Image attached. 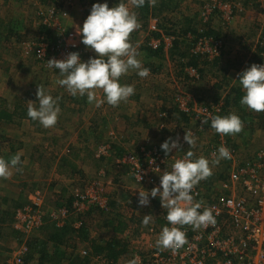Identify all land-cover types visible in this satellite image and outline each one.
<instances>
[{
  "label": "rangeland",
  "instance_id": "rangeland-1",
  "mask_svg": "<svg viewBox=\"0 0 264 264\" xmlns=\"http://www.w3.org/2000/svg\"><path fill=\"white\" fill-rule=\"evenodd\" d=\"M104 1L105 3H108L110 8L116 6L120 2L119 0ZM162 1L165 2V0H156V6L154 5V12L150 15L149 18L150 21H146L143 18L141 19V17L139 16L140 13L137 14V9L131 2V0H124V2L128 5L130 11H133L137 14L140 24V27L131 34L130 41L134 46H138V51L141 53L138 59L142 61L144 67L150 69V74L148 77H140L139 84H133L135 86V90L140 87L141 90L146 89L149 92L144 96L146 98H149V100L143 98L144 103L145 101H147L148 103L150 102L149 106H141V104L143 103H141L140 100L136 101V99H129V101H127L126 103L122 102L124 105L126 104L132 109V111H129L130 113H132L129 118L130 120L126 121L131 125V130L137 125V128L141 129V131L133 130V132H129L133 133L131 134V137H129V135L127 137V135H125L126 133L123 132V134L120 135L119 133H117L118 131L115 128L117 126H115L114 124L119 122L115 120V118H111V116L116 118L117 116H115L114 112L110 109L111 105L106 102L105 97L99 96V98H97L99 100H104V103L100 107H96V113L91 118L92 112L87 115L86 111L90 105L93 107V104L88 103L87 96L85 95L84 97H80L79 95H77L74 97L66 90V88L58 85L56 81L63 77L59 75L58 69L49 68L47 63L48 60H51L53 58L57 59L58 55L60 54L57 49L58 43L62 42V44H64L65 38L63 36L72 32H75L78 35L77 42H80L81 46V59L83 61H88L89 58L96 57V53L92 50H89L88 47L81 42L82 36L77 33L80 31L79 28L83 27L86 18L90 15L93 5L90 6L89 10L82 8L81 5H77L78 11L75 15H73V12H71L70 15L68 14L66 17L58 19L59 27L54 28V30L51 29L54 34L50 33V50L47 51V58L42 61L38 59L37 56V49L39 46L34 47L36 44L38 45L41 42V38L39 37L43 31L42 27H46L42 24V21L38 14V8L41 7L43 8L42 11H48L50 7L44 8L43 6L45 4L41 5L39 0L37 1V6L30 3H23L21 0L15 2L10 6L7 3L0 4L1 102L3 101L4 107H7L11 111H13V108L15 106L20 110L23 109V107L28 108L29 101L36 102L35 106H38V98L36 93L38 86L41 84L44 86L48 94L52 95L54 98L60 97V100L58 102L61 108V112L58 117V122L55 125L56 130L59 129L60 126L62 128L63 125L65 128L62 129L64 130V135L69 136L68 142L70 140L72 141V138H80L82 140H79L78 142L82 143V150H85V153L82 151L81 154H83L84 157L86 156L87 161L80 162L79 164H81L85 168L81 170L82 172H84V174L87 173L86 171L94 175H97L100 172L106 173L107 171V179L105 178L104 181H101V187L104 191V197L109 201L112 209L109 214L107 213L109 215L108 217H110L109 221L112 219V221L114 222L113 224L124 221L129 225L127 233L120 235V237L130 239L132 241L131 249L133 250L132 253L129 254V256L125 257L124 259L121 258V264H129V261H131L137 255L140 257V259L143 260L150 259L154 250L158 248L156 242L163 227L166 225V213L163 212L164 207L162 206L159 196L157 198H152L151 196H149L150 204L148 206H141L139 204V191L146 190L150 192L153 188L157 187L160 182V175L162 174L155 175V177L153 178V183H148V185L138 182L135 178L131 177L128 169V164L118 165L117 161L119 160V157L117 158L114 156L121 155L119 153V148L124 149L123 153L135 152L139 148L141 150L143 148L142 146H145L146 148L151 150L156 147L162 149V143H164L169 138H172L173 140L177 139V134L181 139H184V136L182 135L183 131L181 129L185 125V123H188V121L178 112L174 111L172 113H169L167 112V110H163L162 107L164 108L166 107V105L170 106L171 101L175 97V94L177 95L184 93L188 96V94L184 92L185 90L187 91L188 87V91L190 93L196 92L190 95H194L195 99L199 101L196 102L193 106H195L196 104H200L201 102L212 104L215 103L214 101H218L220 99H224L222 100V102H224L225 99H227L229 93L235 95L234 92H229V90L227 91L228 88L224 84L226 79H231V70L229 71L226 79L224 80L223 78L220 81L222 85L224 84L222 86L223 88H220V85L218 86V89L213 90L210 88V91H214V93L217 94L215 95L212 93L211 95L208 94V91L199 90L201 84L212 87L213 84L211 80L210 83L208 82V80H206L203 83L198 82L196 84L194 83L195 85L193 84L190 86L189 78L186 74L187 69L185 68V66H183L192 58L188 55L189 51H191L189 50L190 42H187L184 38L185 32L188 29H192V35H194L195 38L198 36L194 32V30L198 29V26L200 25L199 18L201 17L202 8L209 0H174V5H171L168 9L158 6L162 3ZM241 1V4L243 3V6L245 8L244 14H234L233 18L235 17V15H237V18L240 19V21L248 19V24H245V26H243V24L241 23L239 27H244V29H246V31L250 33L247 37V40L249 39V41L252 42V40H256L257 29L254 28L250 23L253 18L256 19V15H259V17H261L262 15L258 13L260 9V2H258V0ZM247 13H249V16H245L247 15ZM154 17H157L156 19L160 21L158 27V35L160 36V38H163V35H174L177 39L176 41L180 43L178 51L176 52L184 53L187 55L182 59L184 60L182 63H178V59L182 58L180 53H175V55H172L174 51L171 53V49L167 48H165L166 51L164 50V54L162 53L163 55L159 58H149L147 56L148 52L146 49L148 46H150V40H152L150 29L148 27L149 25L151 27V21ZM229 24L231 25H225V23L222 22L220 14H218L214 19L211 20L210 29L213 27L214 29L212 28L211 31H216L217 35L220 34L223 35V37H226L227 41L224 39L226 50L224 49V51L228 53L227 56L229 57L227 59L229 61H234L233 57H235V42L239 44L242 43L241 40L243 32H239V34L241 35L240 37L237 33H235V20L233 23ZM241 31L243 30L241 29ZM227 33L229 34V38L228 36H226ZM260 38L261 45L263 44L262 33ZM52 47L55 50H52ZM198 61H201V59H199ZM215 64L207 67L206 63L199 62V67L196 69L202 70L203 73H205V76L214 78L215 73L213 74L211 71H214L213 69H217L219 66ZM233 64L235 65L234 62H231V65L229 67L231 68ZM131 72L132 71H130V73ZM218 76H221V74H219ZM222 77H224L223 74ZM175 83L178 84L177 87L180 92L179 90H177L175 93ZM169 87H175L173 89L174 91L172 90V93L174 94L170 93L171 89ZM95 91L97 93H100L99 91L101 90L97 89ZM158 92H165L166 94L158 95ZM150 93H154L155 96L152 97ZM152 103L154 105H152ZM105 106L110 107L108 108V110H110L106 114V116H104L103 114V108H105ZM154 107L155 110H153V112L152 110H149L152 116L149 117L148 115L143 114L144 117L141 118L139 114V118L136 117V109H138V112L141 111L142 113V111L147 110V108L154 109ZM171 108L173 109V106ZM171 108L168 109L171 110ZM224 111L225 113L223 116H227L231 113H235V108L231 107L230 105L229 107H226ZM237 115L240 118L243 117L241 113ZM21 117V115L15 116L13 119V121L15 120V122L12 123L0 122V157L8 159V157L6 156L7 154L5 155V153H7L9 150H13L14 154H21V159L23 161L22 165L24 167L23 174L27 176V178H23V175L20 174V176L18 175V177L16 178V181L20 183L18 184V186L25 183L28 187L27 191H29V193L31 194L36 190H40L42 194H44V224L31 234L17 231L15 228V213L18 209L28 205L30 203V200H28V198H22V201H20L19 199L20 202L13 201V203H9L8 200L6 203L2 204V197H4L6 191H0V264H5L10 258L13 250L16 249L17 246H20L25 242L29 243L31 250L33 248L38 251V246L39 244H41L40 241H42L43 238L45 239L48 235H51L55 238L57 236L59 237V239H56L58 240L57 243L59 244V246L56 241L49 246V248L58 246L57 251L60 254V259L56 258L54 264H82L83 257H85L86 261H89V264H93L91 262V258H86L87 256H79L82 260L80 258L79 260H73V258L76 257L78 253L82 254V252H84L85 249L89 246L84 240H82L81 242L78 241L79 246L77 245V249H73V251H71L70 256L66 254V256L64 257V251L60 248H73L74 241L72 239L74 236H76L75 231L83 229L81 227L83 224L81 225L80 222H74L79 219L78 215L75 214L71 217V220H73L74 222V230L70 227L69 229H67V232L64 233L60 232L59 227H64L67 221H69L70 219H63L58 224V221H53L50 217L52 211L58 210L60 206L67 204L70 199V195H72V191H74L75 188L81 186V183L73 181L75 165L72 160V156H77L79 154V148H77L76 146L70 148L71 152L69 155H71V159L66 160L63 164L64 177L57 178L56 175L58 169L56 167L55 160V158L57 159V155H55V152L59 149H57L58 147L55 145V142L49 137L52 135L49 134L47 136L48 138L44 139L43 131L45 132L47 128L43 127L44 130L41 131V137L34 139V143H27L28 145H25L24 143L26 142H24L22 138L26 134V131L32 132L34 129V132H36V124H38L39 122L33 121L31 119L29 123H23V119ZM104 117L107 119V121L111 118L108 121L111 123L112 130L110 136L112 133H115V135L118 136V140H122L124 145L118 144V146L116 145V147L111 146L112 150L116 154L114 156L110 155V157H112L113 159L109 158V160L106 159L104 161H99L95 158L94 153H98L101 145L104 142L106 144L113 143L115 145L114 140H112L110 136L108 137V139L105 138V133H108L110 128L107 129L108 124L107 121H104ZM260 118L261 117L259 114L256 117L255 121L249 122L244 120L243 130L236 136H229L231 138H236L235 145L237 146L242 159L250 158L255 151L257 152L258 150L264 148V118ZM168 119L170 120L168 121ZM172 120L180 125L178 130L176 129L175 125H172L175 123L171 124ZM150 123H155L152 126L154 128L152 130L148 128L150 127ZM86 125H88L87 127H90L91 129L89 130V132L85 130ZM105 128L107 129L106 132ZM127 129L128 131L130 130L129 127ZM146 131H150L151 133H153V138L150 135L151 133ZM174 131L177 133H175ZM178 131H180L181 133H179ZM206 133L208 134L205 136L199 133L192 136V138L195 140L194 147L191 148L188 143L182 145L180 144L181 147L179 149H174L172 153L180 154L191 150L194 153L193 159L205 157L211 162L212 160H210V158L208 157L207 152L206 155L203 156L201 153L206 151V147L216 146L218 144V137H220L221 135L212 128L211 130L209 129V131ZM45 134H47V132ZM61 134L63 135V133ZM148 135H150V138L146 139L145 137H147ZM246 135L251 136L249 145L245 144L242 140V138ZM19 136L20 138H18ZM107 136L108 135H106V137ZM26 137L30 138L31 135H27ZM7 139H9V141H6ZM141 143L144 145H141ZM66 152L69 153V151ZM113 161L116 162L113 163ZM122 163H124V160L122 161ZM210 166L212 167L213 174L205 179L206 185L219 187V183L221 179H223V176L228 175L230 170L232 169V164L228 162L226 164L222 159L218 165H211L210 163ZM33 174L37 176L34 177ZM118 175L121 177V181H116L117 179H119ZM108 187L111 189H109V191H106ZM127 208L134 209V217L130 218L124 216V214H126L125 212ZM121 211L125 212L120 213ZM99 212L100 211L98 210H88L84 221L86 226L89 227L88 237L90 240L97 239V241H106L107 239H111L113 236H115V234L112 230V223L111 226L108 225L109 228H106V223L104 222V219L106 218L103 217ZM149 214L152 215V221L148 226H144L142 223L144 215ZM45 247L48 248V244ZM31 253L33 252L31 251ZM72 253H74L73 257ZM28 256L30 264H39V260L36 256L35 257L37 259L33 258V260L30 259V253L28 254Z\"/></svg>",
  "mask_w": 264,
  "mask_h": 264
},
{
  "label": "built area",
  "instance_id": "built-area-1",
  "mask_svg": "<svg viewBox=\"0 0 264 264\" xmlns=\"http://www.w3.org/2000/svg\"><path fill=\"white\" fill-rule=\"evenodd\" d=\"M28 3L37 6L38 0H27ZM241 0H209L202 8L201 21L203 28L200 35L193 43L192 52L209 61L219 58L224 49L225 41L221 38L208 35L205 31L206 26L216 15L220 14L224 22L230 21L234 14L244 13L243 3ZM259 14L264 17V0H260ZM38 14L42 24L50 29L58 28L59 18L66 17L67 12L57 13L55 7H50L48 11H42L38 8ZM160 21L153 19L151 21V30L157 31ZM264 46V23L261 26ZM65 43H58L57 59L62 60L72 52H78L81 57L80 42H77L78 35L75 32L63 36ZM175 37L164 36L161 40H151V46L158 48L162 43L167 49H171ZM37 49L38 59L44 61L47 58V51L50 45L44 38L34 47ZM52 50H55L52 47ZM259 65H264L263 62ZM191 79H200L198 69H187ZM177 86L178 84L175 83ZM185 99V100H184ZM186 98L181 94L175 96V103L183 111L191 125L196 127L193 130L191 125L183 126V136L186 132L191 136L196 132L204 133L211 124V119L220 114L223 110L221 103L209 104L201 102L195 106H190ZM203 120H208L204 124ZM111 136L118 139L115 133ZM220 146H212L208 149V157L215 160L218 156V149L223 145L231 152L232 169L220 181L219 187L205 186V180L200 181L192 190L194 202H202L203 209L210 208L216 218L215 225H209L207 228L193 230L190 225L179 227L185 231L187 244L179 250L173 252L171 249L156 248L150 259L141 260V264H264V148L256 152L254 157L246 163L238 164L235 160V149L229 148L225 141ZM184 139H180V144H185ZM137 152H130L122 160H118V165L128 164L130 175L138 182L148 185L153 183L155 175L163 174L164 171H171V165L176 159H182L186 152L170 153L156 147L153 150L142 146ZM110 144H102L96 154L97 158L109 157L111 155ZM176 154V155H175ZM124 160V163L122 161ZM224 160V159H223ZM156 168L160 170L156 171ZM141 175L142 180L138 179ZM100 183L90 185L83 192L76 189V200L72 209L61 207L52 211L50 217L53 221L72 219L75 214L81 215L92 208H101L110 210L109 201L104 197V191ZM160 186V182L157 187ZM216 192V193H215ZM214 193V194H213ZM213 194V195H212ZM45 196L40 190L34 191L30 195V203L15 213V228L19 232L31 234L44 224ZM165 226L172 227L167 220V209ZM69 218V219H68ZM152 234V233H151ZM159 238V237H158ZM157 243V242H156ZM27 242L17 246L11 253L10 258L5 264H30L27 257L30 253ZM83 256H89L86 251L82 252ZM94 262H96L94 260ZM102 264V263H101ZM121 264V263H120Z\"/></svg>",
  "mask_w": 264,
  "mask_h": 264
},
{
  "label": "clouds",
  "instance_id": "clouds-1",
  "mask_svg": "<svg viewBox=\"0 0 264 264\" xmlns=\"http://www.w3.org/2000/svg\"><path fill=\"white\" fill-rule=\"evenodd\" d=\"M131 2L136 8H142L146 2L154 6L156 0ZM139 27L137 14L130 11L124 0H120L111 8L108 3L94 4L83 27L79 28L80 31L77 33L82 36L81 42L96 53V57L83 61L78 52H72L65 59L48 60L49 68L58 69L59 75L63 77L56 83L66 88L74 97L86 95L88 103L95 104L96 107L104 103V100L97 99L95 91L97 89L102 90L106 102L113 107H118L122 102L126 103L135 94V86L122 84L120 78L130 71H135L141 78H146L150 74V69L144 67L142 61L138 59L141 55L138 46H134L130 41L131 34ZM259 64H252L241 72L237 81L245 93L241 104L256 112H264V65ZM36 95L38 106H35L36 102H28V117L45 128L54 127L61 112L58 102L60 97L54 98L48 94L42 84L38 86ZM172 101L177 106L175 97ZM187 121L190 123L189 119ZM203 123L208 124V120H203ZM211 128L222 135H235L243 130V122L235 113L227 116L217 115L211 119ZM184 140L191 148L195 146V140L190 133L186 132ZM180 147L179 139L172 138L161 145L166 155ZM193 156V151L188 150L182 159L174 161L171 171L166 170L160 175L159 187L153 188L150 192L139 191L141 206L150 204L149 196L152 198L159 196L162 206L167 209V220L172 227L164 226L159 235L157 247L162 250L171 249L175 252L187 244L185 231L176 227L177 225H190L193 230H197L216 224V218L210 208L205 207L200 211L203 204L194 202L192 190L200 181L213 174L210 163L218 165L222 159H231V152L222 145L218 149L217 158L211 162L205 157L193 159ZM22 163L20 153H16L10 159L0 157V178H10L13 175V168L22 171ZM159 170L156 168L155 172ZM137 178L142 180L140 174ZM151 221L152 215H144L142 221L144 226H148ZM129 264H141L140 257L135 256Z\"/></svg>",
  "mask_w": 264,
  "mask_h": 264
},
{
  "label": "crops",
  "instance_id": "crops-1",
  "mask_svg": "<svg viewBox=\"0 0 264 264\" xmlns=\"http://www.w3.org/2000/svg\"><path fill=\"white\" fill-rule=\"evenodd\" d=\"M17 1H20V0H0V4H2V3H5L6 4L7 3L10 6V5L14 4ZM259 1L260 0H258V2ZM39 2L41 3L40 0H39ZM70 2H71L70 3L71 6H67V8L66 7L63 8L62 11H61V13H63V12H67L68 13L69 12L68 14L70 15V13L73 12V15H75L77 13V11H78V8H77L78 6L77 5H81L82 8H85V9H88L89 10L90 6H92L91 5V2H93V0H70ZM244 3H246V2H244ZM41 5H42V3H41ZM43 7L44 8H47L48 6L44 5ZM242 14H244V13H242ZM245 16H249V13H247V15H245ZM236 18H237V15H235L234 18L232 17V19L230 21L224 22L222 20V22L225 23V25H231L229 23H233L234 20H235V26H236L235 27V30H236L235 33H237L238 36L240 37L241 35L239 34V32H243L242 40H241L242 43L239 44V43L235 42V57H233L234 58V61H229L227 59L229 56H227L228 53L226 51H223L222 55L219 58L215 59L214 61H209L211 63H208L207 64V67H210V66L214 65L215 63H216L215 65H219L217 69H213L214 71H211L213 74L215 73L214 74L215 75L214 78H210V76L209 77L205 76V73H203V71L199 69V72L201 74L200 75V79H194V78L191 79L192 77L190 78V75H189L188 71H186V74H187V76L189 78L190 86L193 85L194 83L196 84L198 82L199 83H203L206 80H208V82L210 83V80H211V82L213 84L212 87L211 86H207V85H203V84H201L200 87H199V90L208 91V94H211V95H212V93L215 94V95H217V94L214 93V91H210V88L213 89V90L214 89H218V86L219 85L221 86L220 88H223L222 86L224 84L228 88L227 91L229 90V92L230 91L233 92V89L234 88L235 89L236 88H241L242 89V87L239 84V81H237V79H239V74L241 72H243L244 70H246L247 68H249L252 64H258V63H260L262 61V57H263L262 55L264 53H262V51H261L263 45L262 44L260 45V40H261V38H260L261 37V33L260 32H261V26L264 23V17L262 15H261V17H259V15H256L257 23H256V19L255 18H253V19L251 18L253 22L251 21L250 24L254 28L257 29V31H256V40H252L253 43L251 41H249V39L247 40V37L249 36L250 33H248V31H246V29H244V27H239L241 23L243 24V26H245V24H248V22H249L248 19L247 20L240 21V19H238V18L236 19ZM199 22H200L199 23L200 25L198 26V29L197 30H194L195 32H197V35L200 34V30L203 28L202 21H201V17L199 18ZM9 23H11V22H9ZM210 27H211V25L208 24V26H206V28H205V30H206L205 32L208 35L214 36V37H217V38H221L223 40L225 39L227 41L226 37H223V35H220V34L217 35L216 31H211L213 27L211 29H210ZM241 29L243 31H241ZM191 30L192 29H188L187 35L184 38L187 39L188 42L194 43L196 41V38L199 35L195 38V36L192 35L193 32ZM42 33H44V31H42ZM42 33H41V35H42ZM41 35H40L39 38H42ZM226 36H228V38H229V34L228 33H227ZM225 50H226V47H225ZM220 62L222 63L223 66L221 65ZM231 62H234L235 65L233 64L232 67L230 68L229 66L231 65ZM229 71L232 72V75L230 76V78H231L230 80L226 79V77L229 74ZM135 73H136L135 71H132L131 73L129 72L127 75L122 76L120 78L121 79V83L123 81V84L133 85L135 83V84L138 85L139 84V81H140V77L137 74H135ZM219 74H221V76H218ZM222 74H223L224 77H222ZM223 78H224V80L226 79V81L222 85V83H220V81ZM169 88L171 89V92L170 93H172V90L175 87L174 88L173 87H169ZM177 90H179L178 87H176L175 93H176ZM188 90H189V87H188L187 91L186 90L184 91V92H186L188 94V96L185 95L184 93H182V95L183 96L185 95L184 97L187 99L186 102H189V105L190 106H193L196 102H199V101H197L195 99L194 95H190V94H194L196 92L190 93ZM99 92L100 93H97L96 92L97 93V98H99V96L104 97V94H103L102 90L99 91ZM179 92H180V90H179ZM148 93L149 92L146 89H144V90L142 89L141 90L140 87H138V89L135 90V94L133 96H131L129 99L130 100L136 99V101L140 100L141 103H143V104H141V106L148 107L150 102L149 103L147 101H145V103L143 102V98H146L144 96L146 94H148ZM159 94L165 95L166 93L165 92H163V93L162 92H158V95ZM167 94H168V91H167ZM172 94H174V93H172ZM150 95L152 97L155 96L154 93H152V94L150 93ZM0 96H2L1 93H0ZM229 96H232L233 97V94L232 93H229L228 94V97ZM146 99L149 100V98H146ZM222 100H224V99H220L218 101H214L215 103H212V104H219V103H221V105H223V107H222V110L223 111L220 114H218L219 116H223L224 115V113H225L224 110L226 108V102H225L226 99H225L224 102H222ZM150 101H151V99H150ZM172 103L173 102L171 101V105L170 106L168 105L169 107L166 105V107H164V108L162 107V109L169 111L170 109H168V108H171L172 106H174V104L172 105ZM152 105H154V104L152 103ZM161 106H162V104H161ZM231 107H234L235 108V113H237V114H240L241 113L242 114L243 117L241 118V120L243 122V128H244V120L249 121V122H252V121H255L256 120V117L259 114H260V117L262 116V113L259 112V114H258L256 111L249 109L246 105H242L241 104V100L238 99V95H236V94H235V103L232 102ZM16 108L17 107L15 106L13 108L14 109L13 111H16ZM108 108H110V107L105 106V108H103L104 109V113L103 114H104V116H106V114L109 112L110 109L114 112V114H115V116H117V118L116 117H112V116H111V118H115V120H117L119 122V123H115L114 124L115 126H117L115 128L117 129V131H118L117 133H119V135L120 134H123V133H126L125 135H127V137H128V135H129V137H131V134H133V133H129V132H133V130H139V131H141V129H138L137 128L138 125L131 130V125L126 122L127 120L128 121L130 120L129 118L132 115V113L129 112V111H132V109L130 107H128L126 104L124 105L123 103H121L118 107L111 106V108L109 110H108ZM128 108H130V109H128ZM125 109H126V111H125ZM22 110L23 109H21V110L18 109V112L23 113ZM139 110H141V109H139ZM149 110H152V112H153V110H155V107H154V109L147 108V110L142 111V113H141V111L138 112V109H136V114H137L136 117L139 118V114H140V117L141 118L144 117L143 114H146L149 117L152 116V114H150ZM171 112H174V110H172V108H171ZM175 112H179V111H176L175 110ZM77 113H79V112H77ZM89 113H91V118H92V116L96 113V106H95V104H93V107L91 105L89 106V108L86 111V114L88 115ZM263 118H264V114H263ZM263 118H260V119H263ZM22 119H23L22 120L23 123L24 122H28V123L30 122V119L28 117L27 118H22ZM169 120L170 119H168V121ZM104 121H107V119L105 118ZM108 121H107V124H108L107 125V127H108L107 129L110 128V130H109L108 133H105V138L106 139H108V137L110 136V133L112 132V130H111V123L108 122ZM12 122H15V120L14 121L12 120L11 123ZM136 122H138V121H136ZM172 123H175L174 120L171 121V124ZM153 124H155V123H150V125H149L150 127H148L150 130L154 129L152 127ZM172 125H175L176 129H178V127H180V125H178V123H175V124H172ZM185 125H191V121H190V123L188 122V124L185 123ZM87 126L88 125H86V127H85L86 129L85 130L87 132H89V130H91V129H90V127H87ZM128 127L130 128L129 131L127 129ZM191 127H193V125H191ZM62 129H65L63 125H62V128L60 126L59 129H57V130H56V127L54 126V127H51V128H47V130L44 132L43 131L44 130L43 129V126L38 123V124H36V129H35L36 132H34V129H33L32 132L26 131V134L23 136L22 140L24 142H26V143H24L25 145H28L27 143H29V144L30 143H34L33 142L34 139H37V138L41 137V135H42L41 134V131H43V138L44 139L45 138H48L47 136L49 134L52 135V136H49V137L55 142V145L58 147L57 149H59V150H56V152H55V155H57V159L55 158V160H56V167L58 169L57 175H56L57 178H63L64 177V166H63V164H64V162L66 160L71 159V157H70L71 155H69L70 152H71V149L70 148H72L73 146H76L77 148H79V151H78L79 154L77 156H72V160H73L74 165H75V171H79V176H81V172H82L81 170H83L85 168L81 164H79V163L80 162L87 161L86 156L84 157L83 154H81L82 151L83 152L85 151V150H82V143L81 142H78L79 140L80 141H82V140L80 138H78V139L77 138H72L73 140L72 141L70 140L68 142L69 136H65L64 135V130H62ZM107 129L105 128V132H106ZM195 129H196V127H193V130H195ZM209 129L211 130V124L207 127V131L206 132H208ZM46 132H47V134H45ZM146 132L151 133L150 131H146ZM178 132L181 133L180 131H178ZM206 132H204V133L196 132V134L199 133V134H203L205 136V135L208 134ZM61 133H63V135ZM175 133H177V132H175ZM27 135H31V137L30 138H27L26 137ZM106 135H108V136L106 137ZM125 135H124V137H125ZM150 135L153 138V133H151ZM150 135H148L149 137L147 136L145 138L146 139L147 138H150ZM220 135L221 136L218 137V144L216 146H220L221 144L224 143L223 141H225L226 145L229 148L235 149V155H236L235 160H236V162L238 164H241L242 165L243 163H246L247 161H249L250 159H252L254 157V155L256 154V151H255L251 155L250 158L242 159L241 156H240V154H239V150H238L237 146L235 145L236 144V141H235L236 138L235 137H233V138L229 137V136H232V135H222V134H220ZM236 135L237 134H235V136ZM103 137H104V134H103ZM250 137L251 136H249V135H246L245 137H243L242 138L243 142L245 144H248L249 145L250 144V141H251L250 140ZM18 138H20V136ZM177 139H179V140L181 139L178 134H177ZM6 141H9V139H7ZM208 148L209 147H206V151H204V152L201 153L202 156L203 155H206V152L208 154V150H209ZM66 151H69V153H67ZM5 155L8 157V159H10L15 154L13 153V150H9L7 153H5ZM224 161H225L226 164H227V162L228 163H231L230 160L224 159ZM21 167H22V171H17L15 168H13L12 169L13 175L10 178H8V179L0 178V191L1 192L6 191L5 194H4V197H2V199H3L2 204L6 203L8 200H9L8 201L9 203L10 202L13 203V201L20 202V201H22L21 200L22 198H28V200H30L31 193H29V191H27V188L28 187L26 186V184L24 183L23 185H19L18 186V184H20V183L16 181V178L18 177V175L20 176V174L23 175V178H27V176H25L23 174V171H24L23 165H21ZM86 172H88V171H86ZM213 172H215V171H213ZM33 176L35 177L37 175L33 174ZM76 177L75 178L73 177L74 178V180H73L74 182H78V179ZM109 189H111V188L108 187V189L106 191H109ZM27 194H28V196H27ZM19 199H20V201H19ZM165 210H166V208H163V212L164 213H165ZM129 211L134 212V209L129 208ZM52 238L53 237L51 235H48L45 239L43 238L41 242H43V240H45V242L48 243V246H50L51 244L55 243V241H56L55 239H52ZM72 240L74 241V245H76V246L79 243L78 241H80V242L82 241L81 238H77L76 236H74ZM56 243H57V241H56ZM58 246H59V244H58ZM60 248L63 249L64 253H66L69 256H70L71 251H73V248L70 249L69 247H67V248L66 247L65 248L60 247Z\"/></svg>",
  "mask_w": 264,
  "mask_h": 264
},
{
  "label": "trees",
  "instance_id": "trees-1",
  "mask_svg": "<svg viewBox=\"0 0 264 264\" xmlns=\"http://www.w3.org/2000/svg\"><path fill=\"white\" fill-rule=\"evenodd\" d=\"M21 1L23 3H28L27 0H21ZM40 1H41L42 4H45L48 7H55L56 10H57V13H60L63 8H65V7L67 8V6H71L70 0H61V1L60 0H40ZM173 2H174V0H165V2L162 1V3L159 4L158 6L159 7H163L165 9H168V8H170L171 5H174ZM96 3H105V1L104 0H93V2H91V5H94ZM155 6H150L146 2L144 7L136 8L137 9V14H139V13L141 14V15L139 14L141 19L143 18L146 21H148V20L150 21L149 18H150V15L154 12ZM156 18L157 17H154L152 19H156ZM148 28L150 29L151 39L161 40L162 41L163 38L162 37L160 38V36L158 35L159 34L158 30L157 31H152L151 28H150V25H149ZM43 31H44V33H42L41 37L44 38L46 42L50 43V40H49L50 33H53V32L51 31V29L49 27H44V26H43ZM187 31L185 32L184 37H186ZM195 33L197 34V32H195ZM198 35H200V34H198ZM164 36H173V37H175L174 35H163V37ZM176 40L177 39L175 37L173 47L171 48V53L174 51L172 55H175V53H177V54L180 53V52H176V51H178V47L180 45V43L178 41H176ZM186 41L188 42L187 39H186ZM150 44H151V40H150ZM165 48L166 47H165L164 43H162L161 46H159L158 48H154L153 46L150 45L146 49L147 52H148V53L146 52L147 56L149 58H155V57L159 58L160 56H162L164 54L163 51L164 50L166 51ZM192 48H193V43L190 42L189 50H191V51H189L188 55L190 57H192V58L190 59V61H188V63H185L183 65V66H185L186 69H189V68L196 69V68H198L199 67L198 63L199 62H204L206 64L210 63L209 60H207L206 58L201 57L200 55H197L194 52H192ZM261 51H262V53H264V46L262 47ZM180 55H181L182 58L178 59V63H180V62L182 63L184 61L182 59L187 56L184 53H180ZM199 59H201V61H198ZM262 62H263V57H262V61L260 63H262ZM120 82H121V79H120ZM233 92L236 95H238V99L239 100H241L243 95L245 94L244 91L241 88H236V89L234 88ZM232 102L235 103V95H233V97L232 96L227 97V99H226V107H229L230 105H232ZM27 109L28 108L23 107V110H22L23 113L18 112V108H16V111H11L7 107H4V103H3V101L1 102V99H0V122L10 123L14 119V117L18 116V115H21L22 116L21 118H27L28 117ZM172 110L179 111L178 113L182 117H184L186 120H188L186 114L183 111H181L178 106L174 105ZM167 112L172 113L171 110H169ZM257 113L259 114V112H257ZM260 113H262L261 118H263L264 112H260ZM28 118L31 120L30 117H28ZM110 138L112 140H114V143H115V145L113 143H111L110 147L111 146H115L116 147V145L118 146V144L119 145H124L122 140H118V139L114 138L113 136H110ZM104 144H106V143H104ZM119 150H120L119 153L121 155H116L115 152L112 150V148H111L110 152H111L112 156L116 155L114 157H117V158L119 157L118 159L120 160L128 152L127 153H123V151H124L123 148H119ZM137 151H138V149H137ZM137 151H135V152H137ZM94 155H95V158L97 160H99V161H104L106 159L109 160V158L110 159L112 158L110 156L109 157L97 158L95 153H94ZM115 162L116 161H113V163H115ZM107 176H108L107 171H106V173L105 172H102V173L100 172L97 175H94V174H91V173H88V172L84 174V172H81V176H79V171H74V176L73 177L74 178L76 177L78 179V183H81V186L75 188L74 191H72V195H70V199L67 202V204L60 206V208L61 207H66V208H69L71 210L72 209V205H73L74 201L76 200V197H75L76 189H79L80 191L83 192L90 185H92L94 183H100L101 184V181L104 180L105 178L107 179ZM118 177H119V179H117L116 181H121V177L119 175H118ZM205 186H207V185L205 184ZM92 210L100 211L99 213L103 217L106 218V219L103 218L104 222L106 223V225H105L106 228H109L108 225L111 226V223H112V227H113L112 230L114 231L115 236H113L111 239H107L106 241H102V240L101 241H97V239L90 240L89 237H88L89 227L86 226L85 221L83 220L85 218L87 212L84 213V214H81V215L76 214V215H78L79 219L77 221H74V222L75 223L76 222H80L81 225L83 224L81 226L83 229L75 231L76 237L77 238H81L82 240H84L87 243V245H89L85 249L87 254H89V256H87L86 258H91V262L92 263L95 260L97 263L101 262L102 264H120L121 263L120 262L121 258L123 259V258L129 256V254L132 253V250H133V249H131L132 241L130 239H127V238H124V237H120V235H122L124 233H127V229L129 228V225L126 222H124V221H120L117 224L116 223L113 224L114 222L112 221V219L109 221L110 217H108L109 216L108 214L112 211L111 206H110V210H105V209H101V208H92ZM123 212H125V211H121L120 213H123ZM125 213L128 215L127 216L126 214H124V216H126V217L132 218V217L135 216V212L129 211V208L126 209ZM74 222L71 219L69 221H67V223L65 224L64 227H59L60 228L59 229L60 232H63V233L67 232V229H69L70 227H71V229L74 230V227H73ZM52 239L56 240V239H59V238L58 237H56V238L53 237ZM56 241H58V240H56ZM40 243L41 244H39V246H38V248H39L38 251H36V249H33V248L31 250V247H30V245L28 243L29 248H30V259L33 260V258L37 257L38 260H39V264H54V261L56 260V258L60 259V254L57 251L58 246H54L52 248H49V246H48V248H46L45 246L48 244L47 242H45V241L41 242L40 241ZM73 249L76 250L77 246L74 245ZM33 250H35V251H33ZM31 251L33 253H31ZM74 253H76V252H74ZM74 253H72V257L74 256ZM63 254H64V257H65L66 253L63 252ZM79 256L83 257V255L81 253H78V255H76V257H74L73 260H75V259L79 260V258H80ZM27 259L29 261V256L27 257ZM74 263H75V261H74ZM82 264H89V261H86L85 257H83Z\"/></svg>",
  "mask_w": 264,
  "mask_h": 264
}]
</instances>
